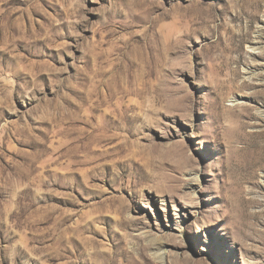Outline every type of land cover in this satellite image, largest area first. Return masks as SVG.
Returning a JSON list of instances; mask_svg holds the SVG:
<instances>
[{
  "label": "rangeland",
  "instance_id": "1",
  "mask_svg": "<svg viewBox=\"0 0 264 264\" xmlns=\"http://www.w3.org/2000/svg\"><path fill=\"white\" fill-rule=\"evenodd\" d=\"M0 264H264V0H0Z\"/></svg>",
  "mask_w": 264,
  "mask_h": 264
}]
</instances>
